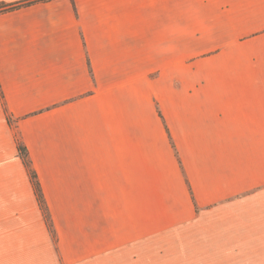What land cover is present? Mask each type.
I'll return each mask as SVG.
<instances>
[{"label": "crops", "instance_id": "0c3cea01", "mask_svg": "<svg viewBox=\"0 0 264 264\" xmlns=\"http://www.w3.org/2000/svg\"><path fill=\"white\" fill-rule=\"evenodd\" d=\"M0 88V264H264V0H0Z\"/></svg>", "mask_w": 264, "mask_h": 264}, {"label": "trees", "instance_id": "16d2710c", "mask_svg": "<svg viewBox=\"0 0 264 264\" xmlns=\"http://www.w3.org/2000/svg\"><path fill=\"white\" fill-rule=\"evenodd\" d=\"M17 6H19V4L18 5L9 6L7 8H3L1 10H10V9H13V8H15ZM0 96H1V88H0ZM17 149H18V153H19L20 157L23 159L24 163L27 166H29V161H28L26 148L21 143H19ZM30 176L32 177V180H33V183H34L36 195L40 199V203H41L40 205L42 207V211H43L45 217L48 219V214H47V212L45 210L44 203L42 201V195H41V192H40V188H39V185H38V182L36 180V176H35L34 172L30 171Z\"/></svg>", "mask_w": 264, "mask_h": 264}, {"label": "rangeland", "instance_id": "374dc122", "mask_svg": "<svg viewBox=\"0 0 264 264\" xmlns=\"http://www.w3.org/2000/svg\"><path fill=\"white\" fill-rule=\"evenodd\" d=\"M45 207V206H44ZM45 210H46V208H45Z\"/></svg>", "mask_w": 264, "mask_h": 264}]
</instances>
